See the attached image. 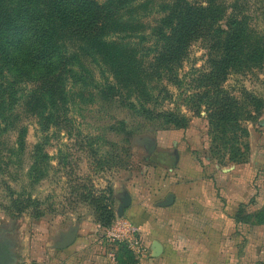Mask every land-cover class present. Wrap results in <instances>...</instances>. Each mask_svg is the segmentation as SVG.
<instances>
[{"label":"rangeland","instance_id":"374dc122","mask_svg":"<svg viewBox=\"0 0 264 264\" xmlns=\"http://www.w3.org/2000/svg\"><path fill=\"white\" fill-rule=\"evenodd\" d=\"M174 2L132 0L118 14V26L106 32L105 48H80L76 72L81 81L67 88V103L55 118L60 129L42 131L36 117L23 115L18 127L24 133L22 144L15 130L0 137V246L8 257L5 264H57L60 253L55 245L73 229L78 233L70 247L79 240L86 248L94 246L97 256L117 261L134 256L127 245L107 236L121 218L126 195L131 204L122 218L144 233L139 211L143 205L154 209L162 189L171 193L170 186L188 182L205 194L212 189L221 194L232 171L251 183L252 197L234 214L236 232L223 246L229 252L224 264H264V162L257 160L264 152V59L252 63V54L246 56L252 47H245L241 62L231 65L215 87L206 76L224 51L215 49V40L200 38L190 43L178 67L160 68L155 31ZM213 2L214 36L235 20L241 24L237 29L259 37L264 47V0ZM80 43L78 38L72 45L77 52ZM207 91H222L221 98L230 95L246 111L252 110V97L262 102L260 114L252 112L254 120L242 122L247 134L241 143L248 149L239 164L208 151V108L204 102L197 114L195 106V96ZM146 95L154 101L145 102ZM129 102L137 109L139 102L146 103L156 114L183 115L187 126L141 117ZM211 211L203 207L204 217H215Z\"/></svg>","mask_w":264,"mask_h":264},{"label":"trees","instance_id":"16d2710c","mask_svg":"<svg viewBox=\"0 0 264 264\" xmlns=\"http://www.w3.org/2000/svg\"><path fill=\"white\" fill-rule=\"evenodd\" d=\"M131 1L107 0L101 5L98 0H0V137L15 130L19 134L17 143L22 144L24 133L18 127L23 115L36 117L42 131L61 128L55 118L67 103V88L81 81L76 72L80 48L97 52L105 48L106 32L113 25L118 26V14ZM216 11L213 0H175L168 6L166 16L155 31L161 48L157 52L159 67L169 71L178 67L190 43L200 38L215 40V49L224 51L223 59L211 62L212 71L206 76L214 81L215 87L226 78V70L231 65L241 62L245 47L248 50L252 47V53H246L247 57L252 54V63L262 61L264 47L259 37L237 29L241 26L237 21H230L226 31L213 35ZM78 38L83 43L78 45L77 52L72 45ZM240 47L244 48L238 52ZM109 90L113 91L114 87L111 85ZM220 93L207 91L195 96L196 112L200 114L205 102L211 137L209 153L239 164L248 149L241 143L247 134L242 122L254 120L252 112L259 115L263 105L252 97V110L246 111L240 107L239 100L226 94L221 98ZM242 94L244 97L245 93ZM146 98L145 102L154 101L149 95ZM139 104V109L133 102L128 107L150 120L164 119L166 124L187 126L188 120L183 115L156 114L146 108V103ZM124 259L135 264L132 256ZM119 262L126 264L122 258Z\"/></svg>","mask_w":264,"mask_h":264},{"label":"crops","instance_id":"0c3cea01","mask_svg":"<svg viewBox=\"0 0 264 264\" xmlns=\"http://www.w3.org/2000/svg\"><path fill=\"white\" fill-rule=\"evenodd\" d=\"M257 158L260 163L264 162V152ZM227 175L230 182L221 194L214 189H208L209 193L205 194L201 188L182 182L172 188L170 186L171 193L163 192L166 188L162 189L159 204L153 206L154 209L143 205L138 221L144 231L148 253L140 259L132 255L134 260L138 264H224L229 252H225L223 246L233 241L236 232L234 214L241 203L252 197L250 182L234 171ZM249 178L250 175L246 177ZM171 195L174 196L173 204L164 206V200ZM203 207L211 208V213L216 216L211 220L204 217ZM193 214L196 217L194 221ZM157 244L161 246L160 253L156 250ZM85 246L78 240L73 247L58 250L60 262L57 264H120L116 259L97 256L94 246Z\"/></svg>","mask_w":264,"mask_h":264},{"label":"built area","instance_id":"2783aa9c","mask_svg":"<svg viewBox=\"0 0 264 264\" xmlns=\"http://www.w3.org/2000/svg\"><path fill=\"white\" fill-rule=\"evenodd\" d=\"M107 236L112 242L127 245L136 258L147 256L144 234L137 225L125 218L117 219L109 228Z\"/></svg>","mask_w":264,"mask_h":264},{"label":"water","instance_id":"95a60500","mask_svg":"<svg viewBox=\"0 0 264 264\" xmlns=\"http://www.w3.org/2000/svg\"><path fill=\"white\" fill-rule=\"evenodd\" d=\"M174 202V196H169V198L165 201L164 206H170ZM131 204V197L129 195H126L125 198L122 200V205L119 208V217L123 216L124 209L129 207ZM77 229H73L69 233H67L62 240L55 245V249L57 250H64L69 248L74 244L77 238ZM156 250L160 253L161 252V246L160 244L156 245ZM1 264V262H0Z\"/></svg>","mask_w":264,"mask_h":264},{"label":"flooded vegetation","instance_id":"af4514ba","mask_svg":"<svg viewBox=\"0 0 264 264\" xmlns=\"http://www.w3.org/2000/svg\"><path fill=\"white\" fill-rule=\"evenodd\" d=\"M5 249H3L2 246H0V262L1 264H5L8 261V257L5 255Z\"/></svg>","mask_w":264,"mask_h":264}]
</instances>
